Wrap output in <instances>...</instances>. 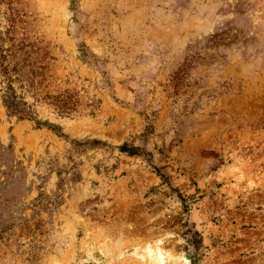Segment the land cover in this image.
I'll return each mask as SVG.
<instances>
[{"label": "rangeland", "instance_id": "1", "mask_svg": "<svg viewBox=\"0 0 264 264\" xmlns=\"http://www.w3.org/2000/svg\"><path fill=\"white\" fill-rule=\"evenodd\" d=\"M264 264V0H0V264Z\"/></svg>", "mask_w": 264, "mask_h": 264}, {"label": "bare ground", "instance_id": "2", "mask_svg": "<svg viewBox=\"0 0 264 264\" xmlns=\"http://www.w3.org/2000/svg\"><path fill=\"white\" fill-rule=\"evenodd\" d=\"M162 263H163L162 257L161 255H158L157 264H162Z\"/></svg>", "mask_w": 264, "mask_h": 264}]
</instances>
